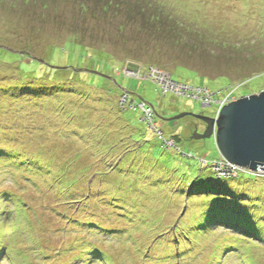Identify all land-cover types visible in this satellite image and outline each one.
<instances>
[{
  "label": "rangeland",
  "instance_id": "rangeland-1",
  "mask_svg": "<svg viewBox=\"0 0 264 264\" xmlns=\"http://www.w3.org/2000/svg\"><path fill=\"white\" fill-rule=\"evenodd\" d=\"M3 1L0 87L6 88L0 89V151L10 157L0 160V264H84L86 258H91L92 264L95 260L104 264H166L169 251H180L174 233L177 223L186 224L214 205L233 217L246 208L236 203V195L243 201L253 199L259 204L255 207L261 209L257 218L261 219L264 173L237 176L224 168L219 172L224 180H217L210 166L213 159L222 157L216 137L195 140V128L202 133L207 127L203 120L190 115L172 118L185 112L216 118L215 106L224 99L231 82L217 74L227 64L244 70L243 64L251 70L244 84L235 85L239 88L236 98L264 88V0H251L256 7L245 6L244 0L237 4V0H159L173 14L177 10L178 15H185L187 32L194 37L198 38L197 26L208 30L202 43L217 55L213 58L193 53L189 37L187 46L158 42L157 34L164 30L148 28L150 23L142 15H136L140 25L134 22L127 28V40L120 39L114 18H84L81 43L99 51L75 43L65 46L62 53L56 50V71L40 66L22 70L15 54L31 46L38 58L43 57L48 44H59L57 40L71 34L73 18L67 17L65 9L56 11L55 17L50 15L49 26H43L34 39L29 35L39 27L34 15L13 13ZM9 18L10 24L6 23ZM8 25L11 28L6 30ZM123 60L126 62L121 65ZM148 63L169 71L179 82L175 84L208 86L211 92L225 90L212 92L215 98L208 94L215 100L204 105L200 98L173 91L168 75L153 81ZM93 68H100L104 76L85 71ZM240 76L231 77L232 82H242L245 77ZM150 105L155 110L151 118L146 112ZM79 121L87 124L79 126ZM16 156L31 160L33 165L22 167ZM38 163L45 172L39 171ZM203 182L232 187L223 194L230 199L206 202L202 194H190V188ZM61 186L66 189L62 191ZM21 202L25 208L18 210ZM17 212L20 228H27L26 216L32 227V233L21 230L19 235L26 239L32 234L33 239L27 244L29 254L19 257L15 255L19 249L16 243L10 247L11 254L6 253L12 231L8 232L3 221L11 220ZM246 218L257 221L251 210ZM240 225L226 221L210 226V230L232 237L234 247L223 264L251 260L264 264V235ZM122 227L127 228L123 235ZM189 232L181 237L190 238L183 242L184 248L191 249L190 257L181 260L179 256L175 264H211L217 247L218 251L229 247L227 241L216 247L213 234L205 239L204 234ZM140 243L144 252L136 257ZM130 255L138 261L134 263Z\"/></svg>",
  "mask_w": 264,
  "mask_h": 264
},
{
  "label": "trees",
  "instance_id": "trees-1",
  "mask_svg": "<svg viewBox=\"0 0 264 264\" xmlns=\"http://www.w3.org/2000/svg\"><path fill=\"white\" fill-rule=\"evenodd\" d=\"M238 2L239 1L237 0V2H235V4H237ZM155 4H157L158 6ZM243 4L245 6H251V4H254V6L256 7V4L251 0H244ZM6 5L11 6L13 13H14V11H21L24 13H30L31 15L32 14L34 15L33 21L39 24V27L37 29H36V27H34L32 29V32L29 33V35H31L32 38H34V39L38 38L37 34L39 35V33L42 31L43 26H46V25L49 26L50 15H51V17L52 16L55 17L56 14H58L59 12L61 13L62 9H65L63 11H66L67 17L73 18V21L75 22L74 24L72 23V25L70 27L71 34L66 35V36L62 37L61 39L57 40L59 44H56V43L48 44L47 45L48 51L45 50L43 57L38 58L36 56V53L35 52L33 53V51H31V46H30V48L28 46L22 47L23 51L21 53L15 54L16 57L19 59L18 61L20 62V68L22 70H27L29 68H34V67H36V69H39V66H40L41 68L56 71L54 66H56L58 64H55V63H57L55 61V57H54L55 51L58 50V52L62 53V51H64V49H65L64 48L65 46L68 47L69 44H73V43H75L79 47L80 46L85 47L88 51L91 50V52L99 51L95 47H92L90 44L81 43V40H80V39H82V36H83V35L81 36L79 33V32H81V28H80L81 20H83L84 18L88 19L92 16H93V18H98V19H101L102 17H104L105 19H107V18L111 19V17L114 18L115 21L117 22V26H118L117 29L119 30L118 33L120 34V39L127 40V38H126L127 28L129 26H133L132 24L134 22L136 23L137 21L140 20L139 18H137L136 15H142L143 17H145L147 19V22L150 23V25L146 24L148 28L155 30V31H163L164 30V34H157L158 35V42H168V43L175 45V46H182V45L187 46L189 44L188 43V37H189L191 39V42H192V44H190L191 45L190 47L192 48L193 53L200 52L199 56H203L205 58H207V57L213 58V57L217 56V55L214 56V51L210 50L209 47L203 46V43H202L203 38L208 35V33H207L208 30L206 28H200L199 29V27L197 26V31H199L198 38L194 37L193 35H191L190 33L187 32V29L189 30V27L186 24L187 19H186L185 15L183 13L178 15L177 10L174 11L175 13L173 14V12L168 11L167 7L165 8V5L162 2H160L159 0H15V2H11V0H6ZM67 10H69V11H67ZM56 11H59V12H56ZM123 11H125V13H127V14L130 13V15L127 17L126 15L123 14ZM52 20H56V18H52ZM10 22H12L11 18L6 20V23L10 24ZM136 24L140 25L141 23L140 24L136 23ZM140 27L143 28L142 26H140ZM9 28H11L10 25L6 26V30H8ZM135 31H137V30H135ZM235 32H237V31L235 30ZM148 33H150L152 35L153 32L152 33L148 32ZM229 35H231V33H229ZM152 36H154V35H152ZM214 36H216L215 33H214ZM196 39H198L199 42H201V43H198V42L196 43L195 42V41H197ZM11 51L12 50H10L9 52H11ZM101 51L106 53V55H109V57L110 56L114 57V55L112 53H110L108 51H104V49ZM230 51H232V50H230ZM4 52H5V50H4ZM188 53L191 54V52H188ZM6 54H7V52H6ZM125 62L126 61L123 60V62H121V65H124ZM148 64L152 65L154 67H158V66H155L154 64H150V63H148ZM224 64H226V62ZM242 66H244V68H245L244 70L236 68L237 66L227 64V66H225L223 69L219 70L220 74H217V77L225 76L226 80H229V79L231 80V82H228V86L225 89H228L229 87H232L235 85L244 84L245 81L250 77L249 76V75H251L250 67H247L243 64H242ZM71 68L74 71V67L71 66ZM115 68L117 70H119V68L117 66ZM158 68H160V67H158ZM97 70H99V71H94V68H93L91 70H85V71L86 72L91 71V73H94L96 75H101V74H99L101 72L102 75H104L103 71L100 68ZM95 72H99V73H95ZM167 72L172 76V74L169 71H167ZM38 74H40V73H38ZM238 76H240L239 78L245 77V79L239 83L237 81L232 82L231 77H238ZM189 86H191V85H189ZM4 88H6V86L0 87L1 90H4ZM198 88H202V89L205 88L212 95H215L212 92H218V94H220L219 92L222 93V91L225 90V89H223L222 91L221 90H215V91L211 92L210 89H208V86H204V87L200 86ZM238 89L239 88H237L235 91H237ZM258 90H260V89H258ZM262 90H264V88ZM253 92H256V91H253ZM201 96H203V95H201ZM213 98H215V97H213ZM218 98H222V96H219ZM212 100H215V99H212ZM153 115H154L153 117H155V112ZM78 123H79V126H81V125L84 126L87 124V121H85V122L79 121ZM3 153L4 152L0 151V160H6L10 157V155L8 153H6V156ZM15 159L20 160L22 163H19V164L24 168H29V166L33 165L31 160H29V162H30L29 163L28 160L22 161L17 156L15 157ZM214 161H216L215 165H213ZM203 162H204L203 164H205V161H203ZM16 163L17 162H14V164L17 166ZM38 165H39V167H38L39 171L42 172V170H44V172H45V169H44L45 167H42L41 163H38ZM38 165H36V166H38ZM210 166H211L213 173L215 174V178H217V180H224L222 175L219 174L220 171L223 172L224 168L226 170H228L227 163L224 160V158L220 157V155H219L217 158L213 159L212 162H210ZM27 171H29V170H27ZM238 172L239 173L237 174V176H241V174H247V175L256 174L257 176L260 175V174L252 173L249 171H238ZM41 175L42 174H40V176ZM64 188H65L64 186H61L62 191H64ZM198 188H201V189H198ZM231 188L232 187H230V186H218L217 187L211 183L206 184L203 182L202 185L196 186V188H190L189 192H190V194H202V196L206 200V202H209L208 200H210V199L211 200H216V199L227 200V199H230L228 197H224L223 194L229 192ZM218 194H221L220 195L221 197H219ZM226 195H230V194H226ZM249 196L251 197V195H249ZM236 198H237L236 203L246 206V208L243 207V208L239 209V211H238V212H240L239 215H233V217H228V216H226V214H228V211H226V212L221 211V210L217 209L218 206L214 205L208 211H205V212L203 211L204 214L201 215L200 217L196 216L195 219H194V216L191 217L190 220L192 221V223H189L190 220L188 222H186V224L185 223L182 224L181 222L177 223V226L174 229V233L177 234V236H176L177 237V244H178L177 248L180 251L177 253L175 252V254H171V252L169 251V254L167 255L168 260H167L166 264H168V263L169 264H175L176 262H179L178 260H175L179 256L181 257V260H183L182 258H186V257L189 258L190 257V255L188 253H189V251H191V249L184 248V245H183V242H186L190 238H186V236H185L184 240H182L181 234L182 233L186 234V232H189L191 229L192 230L189 233L194 232V236H199V234H204V235H206L205 239L213 234L211 237L214 236L212 238V240H216V242H215L216 247H217L216 244H222V243H220V241H227L229 243V245H228L229 247H227V246L221 247L222 250H220V251H218V247H217L216 257H215L214 261H212L211 264H223L226 260H228L230 258L229 256H231V254L227 255V253H230L231 249L234 247V243L232 241L231 236H228L225 234L220 235V233L217 230H214V229L210 230L211 225L219 226V224H224L226 221H228L229 224L230 223H232V224L240 223V224H243L240 226H246V228L253 230L254 232L260 231V234L262 233V235H264V233H263L264 215H261V219H257L258 214H259L258 212L261 209L258 207L257 208L255 207V205H259V204L253 202V199L249 200L247 198L248 200L243 201V200H241V197H239L237 195H236ZM262 201H264V200L262 199ZM22 205H23L22 202L20 204H17L18 210H22L25 208V207H22ZM249 210L254 212V218L257 219L256 222L251 221V218H246V214H247V212H249ZM209 211L212 213H210ZM19 216H20V213L17 212V214L14 216V218H11V220L3 218V221L6 220V228H8V232L12 231V235L9 236V238L7 239L8 244L6 245V253L9 252V254H11L12 250L10 247L16 243V245L19 246V249H18L17 253L15 254V255H17V257H19V255L29 254V251L27 252V246H28L27 244L30 241L32 242V240H33V239H31L32 234H30L26 239H24L23 234L21 236L19 235V232L21 230L28 231V232L32 233L30 231V229L32 230V227L30 226L31 223H30L29 217L28 216H26V218L24 217V219L26 220L27 228H24V227L20 228V224H19L20 223V217ZM183 218H185V217H183ZM125 230L127 231L126 227L121 228L122 235L126 232ZM208 230H210V231L208 232ZM179 234H180V236H179ZM221 238H223V239L220 240ZM234 238H236V237H234ZM263 238H264V236H263ZM236 240H237V238H236ZM199 244L200 243H197V245H199ZM96 246L98 247V249L96 247H95V249L100 250L101 247L98 245H96ZM136 250H137V252H134L135 256L137 257V255H138L140 257V255L144 252L141 243H140V247L136 248ZM147 255H148V257L150 256L149 253H146V256ZM135 256H133V257L131 255L129 256V258L134 263L136 261H138V260L135 261ZM212 256H214V255H212ZM164 257H166V256H164ZM161 258H163V257H161ZM90 259L91 258H86L85 259L86 261L84 262V264H89ZM174 261H175V263H174ZM94 263L95 264H104L102 262V260H101V262H97V260H95ZM90 264H92V262H90ZM247 264H254L253 260H251V262L249 261Z\"/></svg>",
  "mask_w": 264,
  "mask_h": 264
},
{
  "label": "water",
  "instance_id": "water-1",
  "mask_svg": "<svg viewBox=\"0 0 264 264\" xmlns=\"http://www.w3.org/2000/svg\"><path fill=\"white\" fill-rule=\"evenodd\" d=\"M188 115L203 120L207 126L202 133L195 128L193 139L214 136L219 152L230 163L252 171L264 170V91L224 105L216 118L185 112L172 119Z\"/></svg>",
  "mask_w": 264,
  "mask_h": 264
},
{
  "label": "built area",
  "instance_id": "built-area-1",
  "mask_svg": "<svg viewBox=\"0 0 264 264\" xmlns=\"http://www.w3.org/2000/svg\"><path fill=\"white\" fill-rule=\"evenodd\" d=\"M150 72H152V75L154 77H151V79L153 81H156L159 79V77H163L165 78L166 77V73L162 72V71H159L157 69H154V68H150L149 71H148V74H150ZM155 75H158V76H155ZM170 79V78H169ZM168 83L169 84V87L171 89H173V91H177L179 93H182V94H189L191 95L192 97H202L203 98V101H204V104H209L210 102H212V99L210 98V96H207L208 94H211L207 89L205 88H193V87H190V86H186V85H182V84H175L174 81L170 80ZM169 89V90H171ZM192 91V92H190ZM203 95V96H201ZM209 98L211 100H209ZM224 99L218 103V110L220 111L221 108L228 102H230L232 99H233V96H232V92H229L227 93L224 97ZM146 112L148 113L147 114V117H150L153 116V109L151 107H148L146 109ZM149 118V119H150ZM226 161V160H225ZM227 168L231 171L233 170L235 172V174H238V171H240L241 169L238 168L237 166L233 165V164H230L229 162H227ZM236 176V175H235Z\"/></svg>",
  "mask_w": 264,
  "mask_h": 264
},
{
  "label": "clouds",
  "instance_id": "clouds-1",
  "mask_svg": "<svg viewBox=\"0 0 264 264\" xmlns=\"http://www.w3.org/2000/svg\"><path fill=\"white\" fill-rule=\"evenodd\" d=\"M152 68H154V69H157V70H159V71H162V72H164V73H166L168 76H169V78H170V80H172V81H174L173 79H172V76L168 73V72H166V71H164V70H162V69H160V68H158V67H154V66H151ZM104 76V75H103ZM150 80V79H149ZM175 83H179V82H177V81H174ZM180 84H182V83H180ZM182 85H186V86H189L188 84H182ZM190 87H192V86H190ZM194 88V87H193ZM196 88H198V87H196ZM237 89V87H235V86H232V87H229L228 89H227V91H226V94L227 93H229V92H232V96H233V99L230 101V102H232V101H236V100H238L239 98H236L235 97V90ZM224 91V90H223ZM262 91H264V90H258V91H256V92H251V94H257V93H259V92H262ZM179 94H182V93H179ZM225 94V95H226ZM184 95V94H183ZM186 95H189V94H186ZM224 95V96H225ZM246 95H250V94H245V96ZM213 96V95H212ZM192 97V96H191ZM214 97V96H213ZM193 98H200L202 101H203V98L202 97H193ZM204 102V101H203ZM230 102H228V103H226L225 105H227V104H229ZM211 103H213V101L211 102ZM144 104L146 105V102H144ZM204 104V103H203ZM205 105V104H204ZM149 107H151L152 109H153V114H154V112H155V110H154V108L150 105ZM215 113H216V111H217V117L219 116V114H220V111L218 110V107L217 106H215ZM222 109V108H221ZM205 125H206V123H205ZM215 133V132H214ZM215 139V138H214ZM223 158H224V160H226L227 162H229L223 155H221ZM230 163V162H229ZM230 164H232V163H230ZM233 165H235V164H233ZM235 166H237L238 168H240L241 170L240 171H249V172H252V173H264V170H262V169H258L257 171H252L251 169H249V168H247V167H241V166H238V165H235ZM239 173V172H238Z\"/></svg>",
  "mask_w": 264,
  "mask_h": 264
},
{
  "label": "flooded vegetation",
  "instance_id": "flooded-vegetation-1",
  "mask_svg": "<svg viewBox=\"0 0 264 264\" xmlns=\"http://www.w3.org/2000/svg\"><path fill=\"white\" fill-rule=\"evenodd\" d=\"M206 126V125H205Z\"/></svg>",
  "mask_w": 264,
  "mask_h": 264
}]
</instances>
